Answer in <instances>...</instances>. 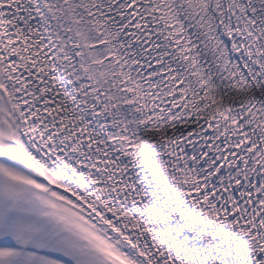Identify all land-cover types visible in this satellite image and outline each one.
Returning <instances> with one entry per match:
<instances>
[{
  "label": "snow or ice",
  "instance_id": "6c2138e0",
  "mask_svg": "<svg viewBox=\"0 0 264 264\" xmlns=\"http://www.w3.org/2000/svg\"><path fill=\"white\" fill-rule=\"evenodd\" d=\"M0 264H264V0H0Z\"/></svg>",
  "mask_w": 264,
  "mask_h": 264
}]
</instances>
